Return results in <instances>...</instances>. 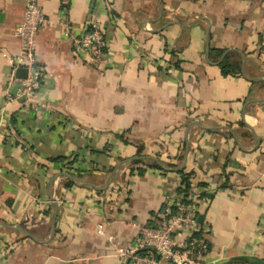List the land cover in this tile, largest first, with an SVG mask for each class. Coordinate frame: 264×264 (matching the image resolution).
<instances>
[{
	"label": "crops",
	"instance_id": "obj_1",
	"mask_svg": "<svg viewBox=\"0 0 264 264\" xmlns=\"http://www.w3.org/2000/svg\"><path fill=\"white\" fill-rule=\"evenodd\" d=\"M38 2L32 109L9 100L25 1L0 0V264H133L114 247L157 224L182 170L205 261L264 260V0ZM64 16L73 35L99 21L104 63Z\"/></svg>",
	"mask_w": 264,
	"mask_h": 264
},
{
	"label": "built area",
	"instance_id": "obj_2",
	"mask_svg": "<svg viewBox=\"0 0 264 264\" xmlns=\"http://www.w3.org/2000/svg\"><path fill=\"white\" fill-rule=\"evenodd\" d=\"M24 1L23 19L14 28L21 50L19 54L8 57L13 69L11 80L17 83L9 100H16L23 106L36 109L35 93L44 78L43 69L36 60V39L40 27L50 23V20L45 17L38 0ZM60 23L65 34L70 36L76 53L89 64L96 66L104 63L106 40L98 20L93 19L90 28L78 35L71 34V27L65 16ZM19 68L26 69L25 77L14 75ZM182 199L179 194L165 199L159 222L139 227L140 235L135 242L126 247H114L116 254L125 260H131L133 264H207V243L204 239L194 237L199 229L198 193L190 189L187 201L183 202Z\"/></svg>",
	"mask_w": 264,
	"mask_h": 264
},
{
	"label": "trees",
	"instance_id": "obj_3",
	"mask_svg": "<svg viewBox=\"0 0 264 264\" xmlns=\"http://www.w3.org/2000/svg\"><path fill=\"white\" fill-rule=\"evenodd\" d=\"M22 106V103H20ZM182 184L177 188V194L181 195L183 197L182 201L186 202L187 201V196L189 195L190 189H192V184H193V178L191 177L192 172L190 170H182ZM201 184V183H200ZM164 209V207H163ZM162 209V210H163ZM162 212V211H161ZM159 222V219H158ZM202 226L199 224V229L198 231L194 234V237L199 238V239H204L205 242L207 243L208 250H210V242L208 241V234L204 232V229L201 228Z\"/></svg>",
	"mask_w": 264,
	"mask_h": 264
},
{
	"label": "water",
	"instance_id": "obj_4",
	"mask_svg": "<svg viewBox=\"0 0 264 264\" xmlns=\"http://www.w3.org/2000/svg\"><path fill=\"white\" fill-rule=\"evenodd\" d=\"M16 75L18 77H25L26 75V69L25 68H19L16 71ZM201 216L198 218V221L200 220ZM233 260H240L243 262H246L248 264H264V260L256 255H236V256H230V257H222L219 259L214 260L213 262L207 263V264H224Z\"/></svg>",
	"mask_w": 264,
	"mask_h": 264
}]
</instances>
